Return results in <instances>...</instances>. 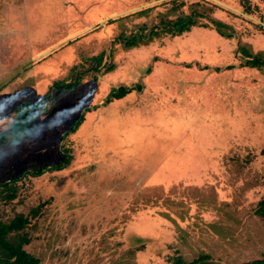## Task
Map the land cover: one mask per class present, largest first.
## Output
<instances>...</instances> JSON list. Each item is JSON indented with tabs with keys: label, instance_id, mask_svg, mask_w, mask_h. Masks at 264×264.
Masks as SVG:
<instances>
[{
	"label": "rangeland",
	"instance_id": "374dc122",
	"mask_svg": "<svg viewBox=\"0 0 264 264\" xmlns=\"http://www.w3.org/2000/svg\"><path fill=\"white\" fill-rule=\"evenodd\" d=\"M23 89L56 127L0 161V222L38 264L264 256V0H0Z\"/></svg>",
	"mask_w": 264,
	"mask_h": 264
},
{
	"label": "clouds",
	"instance_id": "9594fccd",
	"mask_svg": "<svg viewBox=\"0 0 264 264\" xmlns=\"http://www.w3.org/2000/svg\"><path fill=\"white\" fill-rule=\"evenodd\" d=\"M40 103L27 89L0 96V161L35 144L56 127L48 120Z\"/></svg>",
	"mask_w": 264,
	"mask_h": 264
},
{
	"label": "trees",
	"instance_id": "16d2710c",
	"mask_svg": "<svg viewBox=\"0 0 264 264\" xmlns=\"http://www.w3.org/2000/svg\"><path fill=\"white\" fill-rule=\"evenodd\" d=\"M172 26L176 29L175 32L180 34L183 30H188L190 25L185 21V19L178 18L174 21ZM259 61L260 60L258 58L247 59L244 65H259ZM138 87L141 88V86ZM131 90L132 88L119 86L110 91L109 97H121ZM78 123L79 120L76 122V125ZM70 158V153L65 150V157L61 162L57 163L56 166L63 167L67 165ZM8 187H11L8 182L0 184V190L9 189ZM11 197H13V195H11ZM31 211L32 213H35V209H32ZM27 223H29V218L23 215V213L15 214L6 222H0V264H19V262L22 264H38V259L21 248V243L28 242V238L24 237V235L20 236L19 233H17L16 237V232L23 229ZM240 264H264V256L262 258L242 262Z\"/></svg>",
	"mask_w": 264,
	"mask_h": 264
}]
</instances>
